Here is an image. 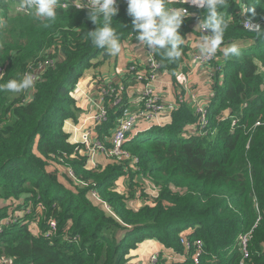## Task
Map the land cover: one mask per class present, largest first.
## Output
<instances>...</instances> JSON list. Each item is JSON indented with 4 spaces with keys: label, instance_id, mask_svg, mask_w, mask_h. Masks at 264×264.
<instances>
[{
    "label": "trees",
    "instance_id": "obj_1",
    "mask_svg": "<svg viewBox=\"0 0 264 264\" xmlns=\"http://www.w3.org/2000/svg\"><path fill=\"white\" fill-rule=\"evenodd\" d=\"M242 4L254 7L255 16L246 12L247 17L264 21V0H227L222 9L228 28L221 47L233 42L244 46H238V56L224 58L218 51L210 61V67L220 70L213 75L212 96L203 103L207 132L185 133L197 115L191 104L177 105L166 123L150 126L125 144L138 159L135 167L123 161L87 169L64 129L66 118L77 122L72 91L78 78L99 52L107 53L88 38L96 27L88 10L57 9L56 20L46 22L47 27L32 15L8 18L0 29V84L18 79L52 52L56 55L41 72L31 99L27 94L11 99L0 91V187L14 197L33 196L35 207L43 205L38 207L41 230L35 232L27 211L4 224L8 214L5 202L0 203V260L6 259L0 264H125L129 251L145 239L185 254L183 234L190 243L202 241L199 264H240L238 236L249 231L243 262L264 264V76L259 72L264 38L242 25ZM3 5L9 12L11 5ZM118 7L112 26L119 42L135 38L127 5ZM190 12L179 29L181 57L168 61L157 52L161 69L175 76L179 68H188V36L201 37L195 24L205 13L198 8ZM121 110L122 105L109 106L107 120L96 128L100 137H108ZM257 121L260 125L254 126ZM48 159L63 161L64 171L71 168L85 185L68 175L73 189L67 188L47 170ZM121 176L130 182L147 180L157 189L155 197L144 196L137 208L127 205L129 196L114 189ZM92 190L99 202L91 198ZM24 197L19 209L28 206ZM51 218L56 226L49 233ZM193 249L174 264H193Z\"/></svg>",
    "mask_w": 264,
    "mask_h": 264
},
{
    "label": "built area",
    "instance_id": "obj_2",
    "mask_svg": "<svg viewBox=\"0 0 264 264\" xmlns=\"http://www.w3.org/2000/svg\"><path fill=\"white\" fill-rule=\"evenodd\" d=\"M86 0H60V4L57 9H78V10H88L85 7H81ZM125 3V0H118V3ZM4 3L11 5L9 12H6ZM20 0H0V29H5L8 23V18L11 15L17 14L21 16H30L31 14L26 9H21L19 7ZM171 7H184L188 10L189 13L191 9H195V6H190L188 3H180L179 0H169ZM81 7V8H80ZM191 8V9H190ZM245 5L242 4L240 7V15L242 25L248 28L247 19H251L246 16V12H243ZM13 12V13H11ZM11 13V14H10ZM252 22L262 24L264 27V22L254 21ZM207 34V32L205 33ZM223 47V46H222ZM224 48V47H223ZM145 49V60L144 62H130L126 66V74L131 75L133 82L139 84L140 88V100L139 105L136 108H132L130 105L124 102L126 94L128 91V86L123 83V81L118 82H107V83H98L97 90L99 93V102H97L96 109L87 113L84 116L87 118V125L81 127V123L74 126V131H80L85 129L79 138L76 139L74 132L71 133V139L69 140L74 145H77L79 154L84 157L85 167L87 169H94L100 165H105L101 163V158L105 157L109 162H130V166L135 167V164L138 162L137 157L133 156L125 147V144L133 137L132 132L141 122H147L149 127L158 124L162 125L166 123L170 117V112L177 105L188 102L191 99L193 103V108L197 119L195 122L188 124L185 129V133H199L205 134L208 128V118L206 106L198 101V94H195L188 89V85H184L183 91L179 92L174 99L173 104H168L163 96L160 94L159 90L156 88L155 82L158 79V76L161 71L160 60L158 59V53ZM216 56L211 59L206 57H201L198 55V50H192L188 58L189 71L199 69L202 67H210V61H212ZM52 60L47 58L42 61H36L31 63L26 71L23 73H31L34 75L35 83L40 78L44 69L48 66H51ZM214 69L208 75V80L212 83L213 75L216 70H220V66H215L214 68L210 67L209 70ZM0 73H3V68L0 66ZM122 105V110L119 117L116 119L115 125L111 129L108 137H100L97 134L96 128L107 120L108 117V108L109 106L116 107ZM236 124V119L232 120V125ZM260 125V121H257L254 126ZM84 127V128H83ZM106 160V161H107ZM137 169V167H136ZM67 174L74 178L77 182H80L83 185L85 183L80 181L75 177L74 171L71 168H66ZM147 184H150L147 180ZM152 186V185H151ZM153 187V186H152ZM154 188V187H153ZM155 193L157 189L154 188ZM91 196H98L95 190L91 191ZM97 199V198H96ZM43 208V205H41ZM50 230L49 233L55 230L56 222L54 219L49 221ZM182 235L180 238L181 243L185 246V254H176V256L185 258L188 254V250L193 246V252L191 258L193 264H199V257L202 253V241L194 240L190 243L187 238ZM251 238V231L246 233H241L238 236V243L240 245V250L242 251L243 258L240 264H244L243 259L248 257V243ZM163 257H160L159 252H152L149 256L148 264H164L162 262Z\"/></svg>",
    "mask_w": 264,
    "mask_h": 264
},
{
    "label": "clouds",
    "instance_id": "obj_3",
    "mask_svg": "<svg viewBox=\"0 0 264 264\" xmlns=\"http://www.w3.org/2000/svg\"><path fill=\"white\" fill-rule=\"evenodd\" d=\"M127 14L132 18V33L138 45L153 52H159L168 61H175L182 55L184 39L179 29L184 18L190 13L184 7H168L169 0H125ZM201 9L205 14L198 19L196 30L201 33L197 42L198 55L208 59L222 52L224 58L238 56L240 49L236 44L222 48L224 33L228 24L222 14L227 0H179ZM60 0H20L19 7L26 9L32 17L44 23L56 20ZM81 7L88 9V18L96 26L88 31L91 43L105 49L108 55H117L121 51L119 37L112 26L113 17L118 13V0H86ZM80 7V8H81ZM243 12L255 16L254 7L246 6ZM249 31L256 33L257 38H264V27L247 19ZM207 32V34H205ZM2 78V73H0ZM35 77L26 73L19 79H9L0 84V91L13 94L27 93L32 97Z\"/></svg>",
    "mask_w": 264,
    "mask_h": 264
},
{
    "label": "crops",
    "instance_id": "obj_4",
    "mask_svg": "<svg viewBox=\"0 0 264 264\" xmlns=\"http://www.w3.org/2000/svg\"><path fill=\"white\" fill-rule=\"evenodd\" d=\"M189 45L191 49H197V42L201 37H196V35L190 34ZM121 51L117 55H104L101 53L99 57L97 55L91 60L90 65H88L82 72L81 76L78 78L76 85L72 91L76 97V106L82 110L81 115L84 116L87 113L93 112L97 107V86L98 83H107V82H118L124 81L128 86V91L126 94V102L132 108H136L139 105L140 100V88L139 84L135 83L128 77L126 74V66L130 62H144L145 60V49L138 45V42L135 38H129L122 40ZM187 62V61H186ZM186 64V63H185ZM188 65V63H187ZM210 67H202L189 71V66L186 70L179 68L176 72V75L181 78L180 84L188 85V89L198 94V101L204 103L210 98L213 94L211 83L208 80ZM124 79V80H123ZM156 88L159 90L160 94L163 96L164 100L168 104L174 103V89L177 90L176 81L172 78V73L166 70L160 72L158 79L155 82ZM176 87V88H175ZM182 89V88H181ZM183 90V89H182ZM189 104L192 105L191 99L188 100ZM170 118V117H169ZM81 120V119H80ZM78 123L73 122L71 125L66 121L64 127L65 131L69 134V139H71V133L74 132V136L77 138L80 137L81 133L86 129L80 131H74V126L79 125ZM169 120V119H168ZM69 125V126H68ZM149 128L147 122H141L133 130L132 136L137 135ZM105 157L101 158V163L105 164L107 161ZM140 246V247H139ZM138 248H133L129 251L125 264H130V258L133 255L138 254V250H141L140 255L143 257H148L152 252H159L160 257L163 259L171 258L175 261L179 260V256H176V252L168 249L163 244L157 240H147L142 241ZM141 261V260H139Z\"/></svg>",
    "mask_w": 264,
    "mask_h": 264
},
{
    "label": "rangeland",
    "instance_id": "obj_5",
    "mask_svg": "<svg viewBox=\"0 0 264 264\" xmlns=\"http://www.w3.org/2000/svg\"><path fill=\"white\" fill-rule=\"evenodd\" d=\"M262 22H264V21H262ZM196 25L197 24H195V26ZM260 25L262 27V24H260ZM232 44H236L237 46H240V47L244 46V45H241V44L233 42V43H227V44L223 45V47L226 48V47H229ZM193 50H195V48H193ZM55 55H56V53H53V52H52V55H49V59L52 60V63H54V61H55V59H54ZM100 55H101V52H99L97 54V57H99ZM45 59H47V57H45L42 60H45ZM42 60H39V62L42 61ZM209 71L212 72V71H214V69H211ZM259 72L262 74V76H264V66L259 65ZM41 75L42 74H40L39 77ZM22 76H20L19 78H22ZM179 76H180L179 73H178V77H177V75L176 76L172 75V78L174 79V81H176V85H177V90H175V89L173 90L174 93H175L174 94V99H175V96L179 92L183 91L182 90L183 89V85L181 86V84H180L181 78ZM8 93H9V96H10L11 99H17L18 97L24 96L25 94H27V93L13 94V93H10V92H8ZM97 96H98V101L97 102H99V93L98 92H97ZM72 97H73V99L76 102V97L74 96L73 93H72ZM192 106H193V103H192ZM75 113L77 114V122L76 123H78V121L81 119L80 120L81 121V127L82 126L85 127L87 125V118L85 116L81 115L82 110H80L77 107V110L75 111ZM66 121L68 123H70L71 125L74 122L73 119H71V118L67 119L66 118L65 121H64V127L67 124ZM43 157L46 158L45 156H43ZM109 161L110 160H107V162H109ZM46 166H47V170L49 172H52V173L56 174L57 177L61 181H64V183L67 186V188L71 187V189H73V187L69 184L70 180L68 181V179H70V178H69L67 172L64 171V163H63V161H59L58 162L56 159H53V160L48 159ZM144 180L143 179H138L137 177H135V180L133 182H130V181H128L126 176H121L115 181L114 189H116V191L119 194H121V195L129 196V197H127L128 198L127 205L137 208L144 202V199H143L144 196H146L147 198L151 199V198H154L155 197L154 195L156 194L155 191H154V188L150 184H147L146 181H144ZM0 195L4 196V198L2 200H0V203L5 202L4 203L5 204V209L7 210V214H8V216L6 218H4V220L2 221L4 224H6L10 220L14 219V217L17 214H23L25 211H27V212H29L28 213V215H29L28 222H29L30 226L35 229V232H38L39 230H41L40 227H39V220H40L39 212H40V210L38 209V207L40 209H43V208L40 207L39 205L36 206V207L34 206L35 203H33L32 202L33 200H31L33 196L29 197L26 193H22V194L19 195V197H14V195H9V194L5 193L1 187H0ZM24 196H26L29 199V200H27V202H29L28 206H25L27 209L25 207H23V206H22V209H19L20 204L22 202H25V197ZM91 198L97 200L94 196H91ZM97 201H94V202L98 203L99 201L98 202ZM34 208H37V209L34 211ZM147 240H150V239H145V241H147ZM153 240H155V239H153ZM140 244H141V242H139L136 245V248H138V246ZM140 253H141V250H138V254L137 255H133L132 254V256L130 258V261H129L130 264H148V260H149V256L150 255L148 257H146V259H145V257L140 255ZM126 259H127V256H126ZM5 260L6 259L0 260V263L2 261H5ZM139 260H141V261H139ZM173 261L174 260L171 259V258H167V259H163L162 260V262H164V264H174Z\"/></svg>",
    "mask_w": 264,
    "mask_h": 264
}]
</instances>
